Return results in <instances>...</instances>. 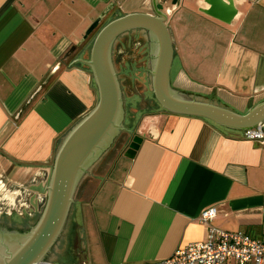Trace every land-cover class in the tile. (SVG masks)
I'll use <instances>...</instances> for the list:
<instances>
[{"label": "crops", "instance_id": "1", "mask_svg": "<svg viewBox=\"0 0 264 264\" xmlns=\"http://www.w3.org/2000/svg\"><path fill=\"white\" fill-rule=\"evenodd\" d=\"M232 3L225 22L205 12L207 0H0V206L10 217L37 222L56 152L98 102L82 60L96 36L86 32L106 11L171 10L178 93L240 114L264 102V0ZM159 110L154 95L126 109L127 129L78 180L51 264H158L205 239L209 205L213 225L264 240V142Z\"/></svg>", "mask_w": 264, "mask_h": 264}, {"label": "water", "instance_id": "2", "mask_svg": "<svg viewBox=\"0 0 264 264\" xmlns=\"http://www.w3.org/2000/svg\"><path fill=\"white\" fill-rule=\"evenodd\" d=\"M179 0H173L176 4ZM214 15L225 22L235 13L233 0H207ZM214 11L220 15L214 14ZM171 10L155 9L154 13L132 12L113 18L96 34L90 58L82 60L92 71L98 89L96 106L66 134L55 154L49 181L45 187L46 200L37 222L29 230L0 223V264H51L72 203L78 180L87 165L127 128L123 125V92L113 63V45L122 34L135 29L145 30L150 38L149 70L154 98L166 112L207 118L224 127L246 130L264 122V102L244 114L223 106L197 100L178 93L171 85L175 56L174 41L168 24ZM107 11L90 26L96 27ZM155 120L158 116L154 117ZM141 133V130L140 132ZM142 137L138 132L129 144L126 155L133 156Z\"/></svg>", "mask_w": 264, "mask_h": 264}, {"label": "built area", "instance_id": "3", "mask_svg": "<svg viewBox=\"0 0 264 264\" xmlns=\"http://www.w3.org/2000/svg\"><path fill=\"white\" fill-rule=\"evenodd\" d=\"M248 140L264 142V122L243 131ZM216 205L202 209L199 220L207 227L203 240L178 248L158 264H264V240L248 233L226 230L211 222L217 216Z\"/></svg>", "mask_w": 264, "mask_h": 264}, {"label": "rangeland", "instance_id": "4", "mask_svg": "<svg viewBox=\"0 0 264 264\" xmlns=\"http://www.w3.org/2000/svg\"><path fill=\"white\" fill-rule=\"evenodd\" d=\"M113 15H105L93 29L96 34ZM113 62L123 92V110L139 106V103L153 98L149 69L151 68L150 41L145 30L127 32L116 39L113 45ZM138 104V105H137ZM142 106V105H141ZM159 111H165L160 107ZM10 208L0 206V223L10 227L29 230L36 222L27 221L23 217H10ZM8 213V214H7ZM7 214V215H6ZM25 225L24 223H27ZM61 232L57 242L62 241Z\"/></svg>", "mask_w": 264, "mask_h": 264}, {"label": "flooded vegetation", "instance_id": "5", "mask_svg": "<svg viewBox=\"0 0 264 264\" xmlns=\"http://www.w3.org/2000/svg\"><path fill=\"white\" fill-rule=\"evenodd\" d=\"M135 30H141V29H135ZM132 31H134V30H132ZM130 32V31H129ZM125 34V33H124ZM123 35V34H122ZM149 36V35H148ZM149 41H150V38H149ZM113 58V57H112ZM114 63V62H113ZM150 67H151V65H150ZM150 70V69H149ZM122 87V86H121ZM125 113V112H124Z\"/></svg>", "mask_w": 264, "mask_h": 264}, {"label": "trees", "instance_id": "6", "mask_svg": "<svg viewBox=\"0 0 264 264\" xmlns=\"http://www.w3.org/2000/svg\"><path fill=\"white\" fill-rule=\"evenodd\" d=\"M37 219H38V217H37ZM37 219H36V221H37Z\"/></svg>", "mask_w": 264, "mask_h": 264}]
</instances>
